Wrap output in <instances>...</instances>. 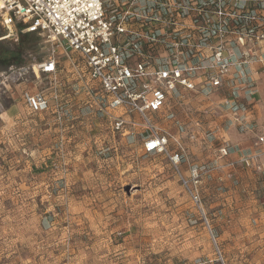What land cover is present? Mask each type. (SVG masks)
Here are the masks:
<instances>
[{
  "label": "rangeland",
  "instance_id": "374dc122",
  "mask_svg": "<svg viewBox=\"0 0 264 264\" xmlns=\"http://www.w3.org/2000/svg\"><path fill=\"white\" fill-rule=\"evenodd\" d=\"M7 33L0 17V264H264V197L230 206L219 168L203 175L195 203L166 155L144 154L140 134L134 142L113 134L80 105L86 81L72 65L78 56L22 33L20 24ZM53 54L57 86L36 72ZM26 89L72 104L62 119L61 112L33 113L22 99ZM213 99L187 96L173 110L187 125L206 127L207 101L220 110ZM187 141L184 176L191 163L221 164L206 154L217 146L212 136L200 150Z\"/></svg>",
  "mask_w": 264,
  "mask_h": 264
},
{
  "label": "built area",
  "instance_id": "2783aa9c",
  "mask_svg": "<svg viewBox=\"0 0 264 264\" xmlns=\"http://www.w3.org/2000/svg\"><path fill=\"white\" fill-rule=\"evenodd\" d=\"M0 17L5 26L20 24L22 33L43 35L78 56L72 65L86 81L80 105L109 122L113 134L130 142L140 134L144 154L166 155L195 203H201L203 175L215 169L239 164L264 176V130L249 152L226 161L238 149L220 129L205 130L191 120L189 131L173 110L187 96L209 98L227 89L231 98L219 104L235 113L242 130L257 128L238 114L249 105L237 98L258 91L251 66L264 64V0H0ZM38 67L57 86L56 55ZM22 99L31 112H61L60 119L72 104L53 103L45 92L29 89ZM159 120L179 128L173 133ZM139 127L144 130L136 132ZM185 135L203 144L212 136L224 163H191L184 176Z\"/></svg>",
  "mask_w": 264,
  "mask_h": 264
},
{
  "label": "crops",
  "instance_id": "0c3cea01",
  "mask_svg": "<svg viewBox=\"0 0 264 264\" xmlns=\"http://www.w3.org/2000/svg\"><path fill=\"white\" fill-rule=\"evenodd\" d=\"M251 70L253 72L254 78L257 80V88L258 91L254 94L249 96L246 92L239 93V99L242 102H245L249 105L248 112H238L239 115H246L247 120L250 124H256L257 128L254 130H241L239 124L235 121V113L231 110L223 109L222 106L217 108L214 102L207 101V114L205 116V120L208 121V126H203L204 129H210L217 127L220 128L221 136H224L226 139H229L232 145L238 149V154L231 155L226 161L235 159L237 156L249 152L252 149V142L254 137L264 130V64L263 63H256L251 66ZM220 93H215L210 96L208 99L215 98L213 100L219 99L218 102L220 103L222 98L226 96L231 98L232 93L226 89L225 92H221V97L218 95ZM213 105V106H212ZM206 109V108H205ZM213 110L218 111L219 115L212 114ZM220 111V112H219ZM217 113V112H216ZM215 116V117H214ZM207 117V118H206ZM204 124V123H203ZM189 128L188 130L191 131L193 125L189 123L187 125ZM187 142L193 144L192 150H200V147L203 146V142L200 139L197 141H190L186 135L184 136ZM187 146V145H186ZM207 147V146H206ZM209 147L206 154L212 156V158L217 157L220 163H224V160H220L218 158L217 150L215 148ZM210 156V157H211ZM231 172L232 177L228 178L227 173ZM221 173L223 178L225 179L226 184L229 186L227 191V197L225 200L230 202V206L233 204H245V203H255L258 202L257 199L259 197H264V181L262 180V175L259 174L256 170H250L242 167L241 165L237 164L234 167H224L221 169ZM236 178L240 181V185L237 187L232 186L231 179ZM232 188H236L237 190H233ZM238 193L235 195L234 193ZM253 200V202H252ZM241 202V203H240Z\"/></svg>",
  "mask_w": 264,
  "mask_h": 264
},
{
  "label": "bare ground",
  "instance_id": "6f19581e",
  "mask_svg": "<svg viewBox=\"0 0 264 264\" xmlns=\"http://www.w3.org/2000/svg\"><path fill=\"white\" fill-rule=\"evenodd\" d=\"M6 28H7V30H8V33L10 32L11 34L10 35H7L6 34V37H4V38H9V37H11L12 36V32H13V25H8V26H6ZM3 40V39H2ZM36 72L38 73V68H37V66H36Z\"/></svg>",
  "mask_w": 264,
  "mask_h": 264
}]
</instances>
